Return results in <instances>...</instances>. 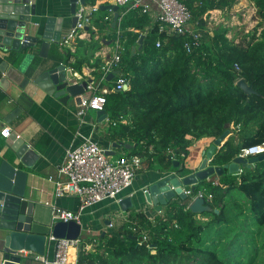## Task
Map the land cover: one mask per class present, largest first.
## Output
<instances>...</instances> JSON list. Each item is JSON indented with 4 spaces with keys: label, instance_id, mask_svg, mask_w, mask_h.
Returning a JSON list of instances; mask_svg holds the SVG:
<instances>
[{
    "label": "trees",
    "instance_id": "obj_1",
    "mask_svg": "<svg viewBox=\"0 0 264 264\" xmlns=\"http://www.w3.org/2000/svg\"><path fill=\"white\" fill-rule=\"evenodd\" d=\"M183 3L194 23L190 29L200 35L190 51L185 47L188 37L168 32L158 21L151 24L146 14L133 9L122 15L123 52L116 71L128 88L116 90L114 79L110 81L103 106L110 138L129 143L127 155L162 171L175 170L174 156L183 163L192 141L216 138L231 123L242 129L254 124L256 129L238 147L225 142L213 164H225L240 148L264 141V26L252 43L234 46L222 28L212 37L203 32L205 6ZM254 4L263 25L264 0ZM105 12L98 9L88 26L108 31ZM141 36V48L132 54ZM115 37L111 29L107 38L112 44ZM97 43L78 40L75 52L63 49L68 60L74 58L73 69L91 59ZM93 64L101 72L98 58ZM239 78L257 93L247 96L236 85ZM199 192L210 207L200 214L187 207ZM79 240L77 264H264V159L237 175L223 173L217 181L199 182L187 199L176 196L153 217L127 212L98 242L85 235Z\"/></svg>",
    "mask_w": 264,
    "mask_h": 264
},
{
    "label": "crops",
    "instance_id": "obj_2",
    "mask_svg": "<svg viewBox=\"0 0 264 264\" xmlns=\"http://www.w3.org/2000/svg\"><path fill=\"white\" fill-rule=\"evenodd\" d=\"M114 1L95 0V3L99 7L101 4H114ZM30 4H32L33 10L30 7V22L27 23L25 32L40 38L45 31V27H48L45 32L50 36V44L45 50L41 51L36 46L32 50L33 54L26 57L23 66L29 65L31 69H29L30 72L27 77L25 76L29 78V81L23 88L6 77L11 72L13 52L0 48V62L6 61L8 63L6 67H0V130L5 126H10L11 134L13 133L12 138L10 136L4 138L0 135V180L10 183L11 187L20 189L24 197L35 204L36 209L33 215L37 220L51 222V213L54 207L72 212L78 210L77 197L72 194L56 196L55 183L48 179L49 176H52L55 180L64 181L63 176L57 175V169L63 163L67 149L78 145L82 141V136L89 135L105 151H113L112 155H107L111 160L127 155L125 152L129 149L123 146H112L113 143L119 142L112 140L108 135L107 117L100 120L99 116H96V111L91 109H87L80 115L79 106L74 105L72 99L63 104L35 83V80L39 79L42 73L48 69L46 65L50 63L49 58L52 56H59L60 62L64 64L66 69L72 70L74 77L79 81L86 80L97 83L98 72L99 74L101 72L98 67L94 66L93 61L98 58L99 63L102 64L114 51L112 39L107 38L111 30L110 23L113 12L106 10L104 13L110 19L108 31L85 25L76 38H70L66 44H60L74 27L69 0H31ZM191 6L192 8L205 6V12L201 16L204 21L203 32L205 34L212 37L219 28H222L225 30L226 38L234 46L246 47L259 36L264 26V22L263 25L259 24L260 18L257 15L254 0H191ZM122 12V7H119V20L122 17ZM156 14L157 10L153 5L149 13L146 14L151 24L157 22ZM190 24L191 27L194 26L192 21ZM117 25L115 28H117ZM148 30L149 26L146 27L145 32ZM54 37L58 39V42L54 40ZM91 39L98 42L94 45L97 48L92 50L91 59L81 64L80 70L73 69L70 63L74 62V58L68 60L63 49L68 48L70 51L75 52L78 40L88 42ZM138 46L139 44L133 46L135 47L133 53L141 48L138 49ZM26 52H31V50L28 49ZM43 55L47 56L48 61L44 59ZM112 80L107 79L99 82L98 91L103 92L106 90L109 93V82H112ZM43 81L44 79L38 80L40 84ZM256 93L255 90L254 94ZM255 129L254 124H249L243 129L234 126L232 123L229 124L227 127L228 133L222 139L220 145L216 147L215 152L228 140H230L233 147L242 145L247 138L253 135ZM213 139L203 137L192 141L188 148V154L181 164L190 168L196 165L200 161L201 151L207 149ZM20 143H27L36 155L27 160L28 164H23L16 158L15 147ZM10 167L21 173L9 176ZM241 170L242 168H240L239 173ZM173 171L168 170L167 172ZM164 172L165 170L162 171L159 168H147L142 163V167L137 171L131 187L124 190L121 195V198L131 196L134 202L133 208L127 212L142 211L148 217H153L164 210V206H162L160 212H158L142 199L135 200L137 194L139 195L153 181L163 176ZM217 180L218 177L213 175L206 181ZM127 212H121L117 203L109 200L84 208L80 214L79 224L82 230L80 238L85 235L91 238L92 241L98 242L96 239L104 236L115 225L124 221ZM110 223L112 224L111 227L109 226ZM85 248L86 250L92 249L91 245H86ZM53 251L54 243L50 241L43 257L52 258ZM21 253L24 257L21 264H43L41 256L24 250H21ZM77 253V248H73V253L69 254V259L77 262ZM0 264H2L1 254Z\"/></svg>",
    "mask_w": 264,
    "mask_h": 264
},
{
    "label": "water",
    "instance_id": "obj_3",
    "mask_svg": "<svg viewBox=\"0 0 264 264\" xmlns=\"http://www.w3.org/2000/svg\"><path fill=\"white\" fill-rule=\"evenodd\" d=\"M31 0H0V48L13 52L11 60V72L6 77L19 87L23 88L29 81L27 74L31 66H23L26 57L31 56L33 48L36 46L39 50H45L50 42V36L45 32L40 38L31 36L25 32L27 23L30 22V7L33 10ZM70 12L73 15L72 25L76 23L74 16L78 0H69ZM80 3L83 0H79ZM99 10H111L113 12L110 28L113 29L117 25L119 18V6L113 3L99 5ZM58 42V39L54 37ZM142 36L138 39V49L141 47ZM31 52H26V50ZM135 51V47L131 48V53ZM41 54V52H39ZM44 59L48 61L46 55ZM50 63L46 65L48 68L42 73L39 79L35 80L44 91L56 97L61 103L66 104L72 99L74 105L80 106L88 81L78 80L74 77L72 70L66 69L64 64L60 62L59 56L49 58ZM46 63V62H45ZM6 61L0 62V67L7 66ZM3 72V71H2ZM115 72L108 74L107 79H112ZM26 76V77H25ZM44 79L40 84L38 80ZM236 85L247 95L255 93L252 85L247 83L244 78H239ZM128 85L123 86L126 90ZM96 116L100 120L106 118L104 109L96 110ZM6 120V119H5ZM4 120V121H5ZM228 130H224L218 137L214 138L211 145L201 151L200 161L193 167H185L174 156L172 166L175 168L173 172L166 170L160 178L153 181L146 189L137 194L135 200H143L147 204L154 207L160 212L161 207L165 206L169 201L178 196L181 199H187L188 196L184 190L189 189L191 193L196 190V186L201 181H206L209 177L215 175L219 177L224 172L230 175L239 173L240 168L249 166L252 162L264 159V153L248 158L234 156L229 162L217 165L212 163L215 149L220 145L222 139L226 136ZM13 133L10 135L12 138ZM7 142V141H6ZM18 145V144H17ZM16 145V146H17ZM113 147L123 146L129 149L131 146L127 143H113ZM106 155H112L113 151H105ZM15 155L21 163L28 164L27 160L36 156L27 143H20L15 147ZM10 167L9 176L20 174ZM186 188V189H184ZM119 210L126 213L132 209L134 202L131 196H124L117 202ZM188 209L194 213H202L210 210L205 204L203 197H194L188 201ZM35 204L26 199L20 189L11 187L10 183L0 180V254L2 256V264H21L24 259L21 250L43 256L46 247L49 244V236L60 239H78L82 234L81 226L75 221H51L41 222L37 220L35 213ZM217 212V210H214ZM20 252V253H19Z\"/></svg>",
    "mask_w": 264,
    "mask_h": 264
},
{
    "label": "built area",
    "instance_id": "obj_4",
    "mask_svg": "<svg viewBox=\"0 0 264 264\" xmlns=\"http://www.w3.org/2000/svg\"><path fill=\"white\" fill-rule=\"evenodd\" d=\"M114 4L122 7V15L133 9L141 14H148L154 5L157 10L156 19L160 22L161 28L164 27L171 33L188 37L189 41L185 45L187 51H190L191 45L198 44L200 35L190 29L191 13L183 0H115ZM98 9L99 7L92 0H83L82 3L78 0L74 13L76 23L60 44H66L68 39L76 38L84 26L89 24V18L96 14ZM105 19H109L108 16H105ZM121 32L120 26L117 25L113 43L114 51L102 63L101 74L97 77V83L92 81L87 83L84 94L87 93L83 94L79 106L80 115L87 109L94 111L103 109L105 94L108 91L100 92L98 86L99 82L106 81L105 77L109 73L115 72L113 76L114 89L121 90L127 84L121 76H118L116 71L123 52V45L120 41ZM11 132V127L5 126L0 130V135L7 138ZM262 153H264V141L260 144L240 148L237 155L248 158ZM141 167L142 161L139 157L122 155L111 160L91 135L82 136V141L78 145L66 150L64 161L57 169V175L63 176L64 181L55 180L53 177L48 178L55 183L56 196L72 194L77 197L78 210L72 212L54 207L51 213L52 220L79 223L80 214L84 208L104 200L117 203L123 191L131 187L132 181ZM184 193L187 196L191 194L189 189L184 190ZM194 197H202V194L199 192ZM111 225L110 223L109 226L111 227ZM49 240L54 243L53 256L50 259L41 256L43 264H77L76 261L69 259L68 251L69 248H78L80 245L79 238L57 239L49 236Z\"/></svg>",
    "mask_w": 264,
    "mask_h": 264
},
{
    "label": "bare ground",
    "instance_id": "obj_5",
    "mask_svg": "<svg viewBox=\"0 0 264 264\" xmlns=\"http://www.w3.org/2000/svg\"><path fill=\"white\" fill-rule=\"evenodd\" d=\"M49 177H52V176H49ZM71 250H72V252H71ZM68 252H69V254L73 253V248H69V251Z\"/></svg>",
    "mask_w": 264,
    "mask_h": 264
},
{
    "label": "flooded vegetation",
    "instance_id": "obj_6",
    "mask_svg": "<svg viewBox=\"0 0 264 264\" xmlns=\"http://www.w3.org/2000/svg\"><path fill=\"white\" fill-rule=\"evenodd\" d=\"M109 74H110V73H109ZM107 76H108V75H106V77H105L106 80H107ZM112 79H113V78H112Z\"/></svg>",
    "mask_w": 264,
    "mask_h": 264
},
{
    "label": "clouds",
    "instance_id": "obj_7",
    "mask_svg": "<svg viewBox=\"0 0 264 264\" xmlns=\"http://www.w3.org/2000/svg\"><path fill=\"white\" fill-rule=\"evenodd\" d=\"M189 199H190V198H189ZM189 199H188V200H189ZM190 200H191V199H190Z\"/></svg>",
    "mask_w": 264,
    "mask_h": 264
},
{
    "label": "rangeland",
    "instance_id": "obj_8",
    "mask_svg": "<svg viewBox=\"0 0 264 264\" xmlns=\"http://www.w3.org/2000/svg\"><path fill=\"white\" fill-rule=\"evenodd\" d=\"M71 252H72V250H71Z\"/></svg>",
    "mask_w": 264,
    "mask_h": 264
}]
</instances>
